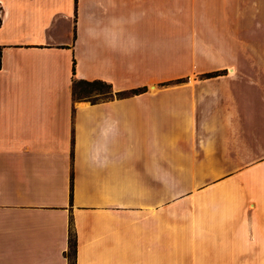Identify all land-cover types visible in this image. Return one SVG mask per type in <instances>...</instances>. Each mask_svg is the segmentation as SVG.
<instances>
[{"label": "crops", "instance_id": "obj_1", "mask_svg": "<svg viewBox=\"0 0 264 264\" xmlns=\"http://www.w3.org/2000/svg\"><path fill=\"white\" fill-rule=\"evenodd\" d=\"M0 48V264H264V0H0Z\"/></svg>", "mask_w": 264, "mask_h": 264}, {"label": "rangeland", "instance_id": "obj_2", "mask_svg": "<svg viewBox=\"0 0 264 264\" xmlns=\"http://www.w3.org/2000/svg\"><path fill=\"white\" fill-rule=\"evenodd\" d=\"M108 88L102 84L88 85L86 83H74L72 87L73 97L95 96L98 94H106Z\"/></svg>", "mask_w": 264, "mask_h": 264}, {"label": "trees", "instance_id": "obj_3", "mask_svg": "<svg viewBox=\"0 0 264 264\" xmlns=\"http://www.w3.org/2000/svg\"><path fill=\"white\" fill-rule=\"evenodd\" d=\"M0 58H1V48H0ZM79 83V82H76ZM80 83H86L88 85H94V84H102L105 85L108 88V92H110L111 87L108 84L102 83V82H92V83H88V82H80ZM133 92H137V91H133ZM81 97H85V96H80L77 98H81ZM69 249H70V253H69V264H74V253H75V243L72 242V240L70 241L69 244Z\"/></svg>", "mask_w": 264, "mask_h": 264}]
</instances>
